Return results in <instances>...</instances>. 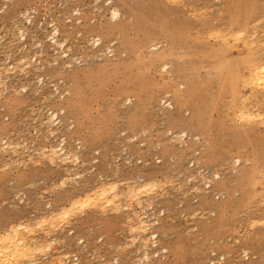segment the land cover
<instances>
[{"label": "rangeland", "instance_id": "rangeland-1", "mask_svg": "<svg viewBox=\"0 0 264 264\" xmlns=\"http://www.w3.org/2000/svg\"><path fill=\"white\" fill-rule=\"evenodd\" d=\"M0 1V69L40 63L0 84L1 235L100 182L125 196L143 181L142 207L122 196L54 233L33 227L28 241L50 248L35 264H264V84L248 83L264 62V0ZM53 25L60 49L46 44ZM55 145L79 163L49 165L40 151ZM133 213L165 249L148 263Z\"/></svg>", "mask_w": 264, "mask_h": 264}, {"label": "bare ground", "instance_id": "bare-ground-1", "mask_svg": "<svg viewBox=\"0 0 264 264\" xmlns=\"http://www.w3.org/2000/svg\"><path fill=\"white\" fill-rule=\"evenodd\" d=\"M1 2V1H0ZM23 14V13H22ZM26 14V13H25ZM28 15V14H27ZM22 15H20L21 17ZM118 16V12H116V10H113L112 11V19H115L116 17ZM25 18V20H24ZM23 18V20L25 21V25L28 23L29 26L31 25H34V23L32 22V20L29 18V16H25ZM28 26V25H27ZM25 28V27H24ZM21 29V28H20ZM19 30V29H18ZM25 30V29H23ZM23 30H19L20 31V35H19V39L17 40L19 43H20V39H21V42L22 41H25V34L26 32L24 33ZM253 30V29H252ZM18 31V32H19ZM17 32V34H18ZM50 33V32H49ZM52 33V34H51ZM49 35L50 37L47 38L48 42L46 43L47 44V47H59L62 48V41H58L57 40V35L59 33L57 27L55 25H53V30ZM241 34V33H240ZM48 35V34H47ZM46 35V36H47ZM48 35V36H49ZM47 36V37H48ZM241 36V35H240ZM39 40V39H38ZM93 40V39H92ZM99 39H96V40H93V45H96L98 46L99 45ZM40 43V42H39ZM24 44V43H23ZM40 46H42V44L40 43L39 44ZM44 47V46H43ZM23 48V47H22ZM64 48V47H63ZM2 49V48H1ZM57 50V48L55 49ZM63 50V49H62ZM60 50V51H62ZM45 51V50H44ZM63 52V51H62ZM61 52V53H62ZM40 53H43V52H40ZM60 53V54H61ZM58 54V53H57ZM62 54H65L64 52ZM41 57V56H40ZM58 57V55L56 56ZM60 57V55H59ZM66 57V56H64ZM68 57V56H67ZM34 58V57H33ZM75 59H73L74 61ZM37 60L36 59H33L30 60V59H27L26 58H21L19 60V63L17 64L18 68L20 69H17L19 70L20 72L19 73H22L23 71H27V69H33L34 71H39L40 68L39 67H36L37 65H39L40 63L36 62ZM53 62H51V65L52 63H54L53 67L54 66H57V61L58 59H52ZM60 61V60H59ZM263 61V60H262ZM33 62V64H32ZM49 64V63H48ZM59 64V63H58ZM20 66V67H19ZM16 70V71H17ZM14 71H15V68H13L12 66L11 67H8V68H1L0 69V84H4L5 80L10 78V76H12L14 74ZM15 71V73H16ZM27 73V72H25ZM24 73V74H25ZM23 74V73H22ZM249 76H250V80H249V84L251 86H254V87H258V86H262L264 84V62L263 63H260V64H255L253 66L250 67L249 69ZM41 80H39L38 78V81L36 79V83L37 82H40ZM8 82V81H7ZM38 84V83H37ZM2 86V85H1ZM10 86V85H9ZM8 87V86H7ZM54 87V90L55 92H57V88L56 86H53ZM24 88V87H23ZM4 89V88H3ZM7 91V90H6ZM16 91V90H15ZM24 91V90H23ZM1 92V90H0ZM5 92V91H4ZM190 94V93H189ZM188 94V95H189ZM1 95V94H0ZM6 95V94H5ZM2 96V95H1ZM62 112V114H64V111L63 110H60ZM239 112V111H238ZM246 112V111H245ZM247 113V112H246ZM246 113H243L240 111V118H243V117H247ZM239 114V113H238ZM250 115V114H249ZM248 115V116H249ZM238 117V116H237ZM249 118V117H248ZM247 119V118H246ZM247 121V120H246ZM45 122V121H44ZM47 123V126H46V131L48 130L47 128H49V133H47V135L49 136H53L54 135V132L57 130V128H55L59 123L60 121L58 120V117H57V114H55L54 112L50 114L49 117H47V121L45 122V124ZM261 126V125H260ZM184 133V132H183ZM45 137V136H44ZM46 138V137H45ZM62 142H64V139H62ZM61 142V143H62ZM61 145V144H60ZM60 145H55V146H50L49 148H43L41 149L40 152H42V156L43 158H46L47 161L46 162H49V165L51 164H54L56 162H63L65 164H71V166H75L77 163H79V160H78V155H76V153L72 152L71 150H67V149H64L62 146L59 148ZM13 147V146H11ZM10 148V147H9ZM26 148V147H25ZM12 149V148H11ZM21 150V149H20ZM37 151V150H36ZM12 154L14 155V153L12 152ZM29 159V158H28ZM13 160V159H12ZM64 164V165H65ZM63 165V164H62ZM52 166V165H51ZM72 170V169H71ZM67 174V173H66ZM64 178H68V177H64ZM63 177H61L62 181L59 180V183H60V187H63L65 185V181L67 180H63L64 179ZM61 181V182H60ZM69 181V180H68ZM151 181H154L156 183L155 180H151ZM70 182V181H69ZM138 182V181H137ZM147 182V181H146ZM149 182V181H148ZM153 182V183H154ZM101 183V182H100ZM98 183V184H100ZM114 183V182H112ZM110 184L109 182L105 183H101L100 185H96L97 187H94L95 189L93 190L92 188V191H90L89 189V192L87 193L88 190H86L85 192L87 194H83L82 197H75V198H70L69 199V205L67 207L65 206H61V208L59 207L56 211H53V210H50L48 212V214H46L45 216L43 215V217H39L40 219H38V221L36 220L35 223H33L34 225H30V224H17V226L15 225V227H10L9 230L7 231V229H5V232L4 234H0V264H35L36 261H34V257H37L36 255L38 254H41L44 252H48L50 250L49 246L48 245H44L41 247V244L32 241L29 242L28 240L31 238L30 236L33 234V227L35 229H41V228H47L49 226H51V229L52 231L50 233H54V231L56 232L57 231V228L59 226H62V224L65 223V220H69L68 218H72V217H75L73 215H75V213L77 214V211L75 212V210L79 209L80 208V211H82L83 208H88L90 209L89 207H93V209H95L97 211V209L99 210L100 207H110V206H113V205H116V202L120 201L122 199V196L123 193L122 191L120 192L119 190V185H116V183L114 184ZM125 183V182H124ZM144 182L142 181V184ZM159 183V182H158ZM119 184V183H117ZM141 183L138 184V185H141L138 187V185L135 187L136 188H132L130 189V187H127V189L129 188L128 191H124L126 193L125 196H127L126 198L128 200H130L131 202H135V205L137 207H142V200L141 198L142 197H148L151 193L150 191L151 190H154V186L152 185V182L151 183H146V184H143L142 185ZM162 184V183H161ZM58 185V184H57ZM128 186V185H127ZM59 187V188H60ZM121 187V186H120ZM156 187V186H155ZM64 189V188H63ZM62 189V190H63ZM156 189V188H155ZM122 190V189H121ZM158 190V189H157ZM147 193V194H145ZM124 196V197H125ZM152 197V196H151ZM126 198H124L126 200ZM127 201V200H126ZM147 201V204H150L148 202H150L149 200H146ZM115 203V204H114ZM67 205V204H66ZM89 206V207H88ZM120 206V205H118ZM116 207V206H115ZM125 206H123L124 208ZM86 208V209H87ZM105 208H103L104 210ZM125 209V208H124ZM85 210V209H84ZM83 210V211H84ZM101 210V209H100ZM79 211V210H78ZM79 214V213H78ZM134 214V213H133ZM135 215V219H136V223L137 225L135 224V228L132 230L133 233H136L138 235H136V239L138 238L137 241H141V244L143 246V249H144V256H143V260H145L147 263H148V258L150 257L149 254H156V257L158 256L159 253H161V250L162 252H164L163 248H158L157 247V243L156 241L153 242V240L151 241L152 244H147L148 243V240H151V238H153L154 240L156 239V237L154 236V233L150 234V238L147 240H145V238H140V234H144V232L148 229L149 230V226L151 224H144V220L142 221L141 220V217L140 215ZM133 215V217H134ZM72 216V217H70ZM77 216V215H76ZM134 220V219H133ZM61 224V222H63ZM135 221V220H134ZM133 221V222H134ZM157 222V221H156ZM32 224V223H31ZM49 225V226H48ZM46 226V227H45ZM133 227V226H132ZM43 228V229H44ZM60 228V227H59ZM151 228V226H150ZM41 229V230H43ZM48 229V228H47ZM50 229V227H49ZM62 229V227H61ZM59 230V229H58ZM7 231V232H6ZM22 231H24L26 234H28L26 236V234L22 235ZM131 231V233H132ZM45 232V231H44ZM47 233H49L47 230H46ZM43 233V232H42ZM41 233V234H42ZM69 233V232H68ZM135 235V234H134ZM156 235V234H155ZM142 236V235H141ZM30 237V238H28ZM148 238V237H147ZM36 239V238H35ZM135 239V238H134ZM32 243V244H30ZM51 243V242H50ZM138 243V242H137ZM53 244V243H52ZM50 245V244H49ZM154 247V248H158V249H155V250H152V252L148 253L147 252V249L149 250V248ZM166 252V251H165ZM246 252V251H245ZM247 253V252H246ZM47 254V253H46ZM42 255V254H41ZM149 255V257H148ZM152 256V255H151ZM62 258V256H60ZM58 257V258H60ZM64 258V256H63ZM62 258V259H63ZM66 258V257H65ZM69 258V257H67ZM37 260V259H36ZM40 260V259H39ZM76 260V259H75ZM74 260V261H75ZM43 261V260H42ZM41 261V262H42ZM60 261V259L58 260ZM72 262V261H71ZM71 262H68V264ZM145 262V263H146ZM39 263V262H38ZM54 263V262H53ZM56 263V262H55ZM66 264L67 262H64L63 260H61V262H58L57 264ZM117 263V262H116ZM115 263V264H116ZM219 263V262H218ZM37 264V263H36ZM74 264V262H73ZM154 264V263H153Z\"/></svg>", "mask_w": 264, "mask_h": 264}, {"label": "built area", "instance_id": "built-area-1", "mask_svg": "<svg viewBox=\"0 0 264 264\" xmlns=\"http://www.w3.org/2000/svg\"><path fill=\"white\" fill-rule=\"evenodd\" d=\"M74 259H76V258H75V257H73V258H70V257H69L67 260H68V261H74Z\"/></svg>", "mask_w": 264, "mask_h": 264}]
</instances>
